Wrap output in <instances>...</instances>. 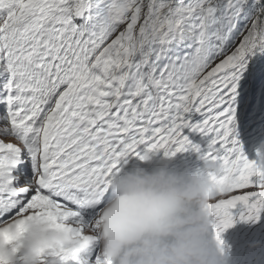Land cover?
Here are the masks:
<instances>
[{"label": "snow or ice", "instance_id": "1", "mask_svg": "<svg viewBox=\"0 0 264 264\" xmlns=\"http://www.w3.org/2000/svg\"><path fill=\"white\" fill-rule=\"evenodd\" d=\"M262 137L264 0H0V226L17 228L0 236L16 264L25 218L98 231L122 158L160 150L222 165L210 208L225 247L264 217V143L256 159L243 144ZM101 249L52 246L39 264H101Z\"/></svg>", "mask_w": 264, "mask_h": 264}, {"label": "clouds", "instance_id": "2", "mask_svg": "<svg viewBox=\"0 0 264 264\" xmlns=\"http://www.w3.org/2000/svg\"><path fill=\"white\" fill-rule=\"evenodd\" d=\"M129 157L122 158L123 166L110 177L112 194L97 213L98 231L81 235L43 216L25 218L24 234L16 242L28 257L26 264H39L40 251L52 246L86 253L97 238L102 243L101 264H228L237 244L229 241L221 247L210 208L223 196L221 185L212 179L223 175L222 165L200 155L202 166L195 170L176 171L167 159L152 170L141 163L128 170ZM140 161L150 164L153 156ZM4 231L17 236L13 224L0 226ZM0 257L16 264L12 245L3 236Z\"/></svg>", "mask_w": 264, "mask_h": 264}, {"label": "rangeland", "instance_id": "3", "mask_svg": "<svg viewBox=\"0 0 264 264\" xmlns=\"http://www.w3.org/2000/svg\"><path fill=\"white\" fill-rule=\"evenodd\" d=\"M256 141H259V142H263L264 141V137H262V138H260V139H258V140H256ZM99 212V211H98ZM263 231H264V223H263Z\"/></svg>", "mask_w": 264, "mask_h": 264}, {"label": "bare ground", "instance_id": "4", "mask_svg": "<svg viewBox=\"0 0 264 264\" xmlns=\"http://www.w3.org/2000/svg\"><path fill=\"white\" fill-rule=\"evenodd\" d=\"M154 160H156V159H154Z\"/></svg>", "mask_w": 264, "mask_h": 264}]
</instances>
